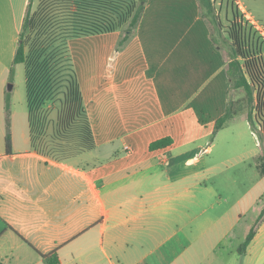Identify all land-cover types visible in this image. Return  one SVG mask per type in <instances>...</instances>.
I'll return each instance as SVG.
<instances>
[{
  "label": "crops",
  "instance_id": "obj_1",
  "mask_svg": "<svg viewBox=\"0 0 264 264\" xmlns=\"http://www.w3.org/2000/svg\"><path fill=\"white\" fill-rule=\"evenodd\" d=\"M201 7L147 0L123 47V29L74 38L93 44L74 67L96 148L58 160L33 148L26 69V96L7 90L26 14L0 0V264H44L39 253L53 252L62 264H264V217L240 255L256 222L223 213L210 185L212 148L201 142L233 89L231 55Z\"/></svg>",
  "mask_w": 264,
  "mask_h": 264
},
{
  "label": "trees",
  "instance_id": "obj_2",
  "mask_svg": "<svg viewBox=\"0 0 264 264\" xmlns=\"http://www.w3.org/2000/svg\"><path fill=\"white\" fill-rule=\"evenodd\" d=\"M39 16L49 34L55 35L53 43L60 44L57 56L61 57L63 80L61 86L64 91L60 95V108L57 109L56 119L53 121L52 131L48 135L49 152L42 146L46 144V121L39 113L51 93L49 84L54 78L52 68L44 72L43 79H37L36 86L32 76L27 74V87L30 106L31 135L33 136V148L41 154L58 160L75 158L82 153L93 151L96 148V140L89 115L85 108L83 94L74 67L72 56L68 49V42L74 38L113 33L123 29L124 37L119 42L123 47L131 38L138 27L145 9L147 0H38ZM207 7L211 10L215 23L217 22L216 9L212 0H206ZM34 0H30L26 17L20 35V44L15 56V65L26 64L25 32L34 26L31 17V8ZM210 17V14H206ZM233 20L227 27L228 39L231 43V62L229 64V76L232 89H243L246 93V101L253 104L250 107L247 119L252 130L258 135L261 145H264V46L253 43L247 35V24L239 10L233 12ZM54 74V75H53ZM35 83V82H34ZM54 96V95H53ZM53 96L50 100L53 99ZM229 103L225 114L216 122L214 136L225 128L227 123L243 111L240 106L236 111ZM11 100L7 96L6 116L7 135L6 153L12 154V138L10 133ZM172 144L170 138L159 140L151 145L152 150L161 149ZM264 172V171H263ZM264 217V210L251 229L245 241L238 249L240 255H244L249 245L254 240L258 227ZM44 264H62L57 252L50 254L39 253Z\"/></svg>",
  "mask_w": 264,
  "mask_h": 264
},
{
  "label": "rangeland",
  "instance_id": "obj_3",
  "mask_svg": "<svg viewBox=\"0 0 264 264\" xmlns=\"http://www.w3.org/2000/svg\"><path fill=\"white\" fill-rule=\"evenodd\" d=\"M5 1V0H2ZM7 1V0H6ZM14 7L15 14L19 11L26 14V7L30 0H9ZM203 14H210L209 20L213 25V36L219 44L225 48L231 55V43L226 33L229 22L233 20V12L239 10L244 16L247 24V35L253 43L263 44L264 46V0H212L218 17L217 22L223 24V28L215 23L213 13L207 7L206 0H199ZM39 11V1L34 0L31 8V17L34 26L25 32L27 63L19 65L7 84V90L10 85L13 89L10 91L20 97L26 96L25 90V69L27 74L32 76L35 87L37 79H43L44 72L52 68L54 78L49 84V94L53 99L46 103V107H40L39 113L46 121V144L42 146L49 152L48 135L52 131L53 121L56 119L57 109L60 108V95L64 89L62 73V64L59 53L60 44L53 43L55 35L49 34L40 20L37 13ZM212 13V14H211ZM83 39H72L68 42V49L75 65V58L79 68L86 66L87 54L86 48L93 47V44ZM83 40V41H82ZM92 43V42H91ZM60 46V47H59ZM76 70V67H75ZM77 72V71H76ZM35 82V83H34ZM15 87V88H14ZM9 91V90H8ZM11 93H7L12 97ZM230 102L236 111L243 107V111L231 119L224 129L217 135H211L202 141V145L208 143L212 152L208 156L209 163L215 169V178L210 185H213L219 193L223 206L222 212L230 207L235 212L243 213V224H254L264 210V145H261L258 135L252 130L247 115L250 107L246 101V93L243 89H233L231 91ZM207 147V145H205ZM256 224V223H255ZM255 226V225H254Z\"/></svg>",
  "mask_w": 264,
  "mask_h": 264
},
{
  "label": "water",
  "instance_id": "obj_4",
  "mask_svg": "<svg viewBox=\"0 0 264 264\" xmlns=\"http://www.w3.org/2000/svg\"><path fill=\"white\" fill-rule=\"evenodd\" d=\"M12 89H13V86L10 85V86L8 87V90L11 91Z\"/></svg>",
  "mask_w": 264,
  "mask_h": 264
}]
</instances>
